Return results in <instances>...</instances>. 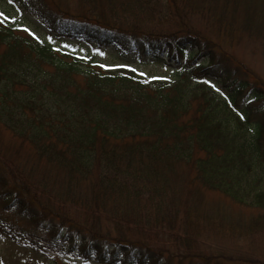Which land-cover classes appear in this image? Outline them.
<instances>
[{
  "label": "trees",
  "instance_id": "trees-1",
  "mask_svg": "<svg viewBox=\"0 0 264 264\" xmlns=\"http://www.w3.org/2000/svg\"><path fill=\"white\" fill-rule=\"evenodd\" d=\"M9 1L171 77L118 94L0 30V235L83 263L238 264L200 207L219 194L264 230V84L230 52L264 43V0Z\"/></svg>",
  "mask_w": 264,
  "mask_h": 264
},
{
  "label": "rangeland",
  "instance_id": "rangeland-1",
  "mask_svg": "<svg viewBox=\"0 0 264 264\" xmlns=\"http://www.w3.org/2000/svg\"><path fill=\"white\" fill-rule=\"evenodd\" d=\"M9 28L12 38L37 52L39 49L46 50L43 56L54 64L71 69L81 79L100 78L103 84L118 94L129 93L128 89L136 86L135 81L124 78V74L134 75L140 83L150 82L146 87L150 92L156 89L155 80L164 81L171 77L169 64H164L162 59L141 62L122 56L113 46L96 48L66 36L51 34L36 18L23 13L9 0H0V30L7 32ZM230 52L264 84V43L260 39L242 36ZM194 96L197 98L192 105L196 107V102L203 98L200 92ZM200 212L201 217L204 216L206 239L215 253L227 254L238 264H264V230L253 226L259 215L257 212L234 205L216 193L205 195ZM19 225L25 230L22 224ZM27 242L24 239L23 244L16 243L7 235H0V264H97L94 261L83 263L73 256H57L46 250L44 253L35 251Z\"/></svg>",
  "mask_w": 264,
  "mask_h": 264
},
{
  "label": "snow or ice",
  "instance_id": "snow-or-ice-1",
  "mask_svg": "<svg viewBox=\"0 0 264 264\" xmlns=\"http://www.w3.org/2000/svg\"><path fill=\"white\" fill-rule=\"evenodd\" d=\"M25 30H27V29H25ZM34 35V34H33ZM101 55H103V53H100ZM133 71H135V69H133ZM213 87H215L214 85H213Z\"/></svg>",
  "mask_w": 264,
  "mask_h": 264
}]
</instances>
